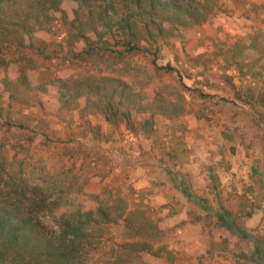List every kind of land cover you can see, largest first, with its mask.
<instances>
[{"label":"trees","instance_id":"16d2710c","mask_svg":"<svg viewBox=\"0 0 264 264\" xmlns=\"http://www.w3.org/2000/svg\"><path fill=\"white\" fill-rule=\"evenodd\" d=\"M222 2L0 0V264H143L144 254L175 260L155 218L104 187L91 189L73 165L45 155L29 115L18 119L13 109L99 114L110 126L153 139L156 118L179 121L193 114L187 93L194 90L180 85L170 91L157 81L160 73L175 72L158 66L162 49L186 35L194 39L192 32L210 26ZM217 57L253 81L248 104L256 122L264 123L260 36ZM182 193L199 203L188 186ZM243 215L219 201L216 225L251 246L236 264H264V237L245 230L240 218L252 212ZM116 226L122 241L109 246Z\"/></svg>","mask_w":264,"mask_h":264},{"label":"rangeland","instance_id":"374dc122","mask_svg":"<svg viewBox=\"0 0 264 264\" xmlns=\"http://www.w3.org/2000/svg\"><path fill=\"white\" fill-rule=\"evenodd\" d=\"M263 6L264 0H223L211 25L192 32L194 39L186 35L162 49L158 66L175 72L160 73L157 81L170 91L180 85L194 90L187 93L193 114L179 121L156 118L153 139L110 126L99 114L13 109L18 119L29 115L45 155L73 165L91 189L104 187L158 221L175 260L144 254L143 264H236L239 255L249 254L250 245L216 225L219 201L240 215L251 211L252 217L243 215L240 222L248 233L264 237V123L256 122L248 104L253 81L217 57L236 43L248 45L255 35L264 42ZM58 32L60 40L61 27ZM198 92L209 98L200 99ZM197 112L205 116L199 119ZM108 235L109 246L120 243L121 227Z\"/></svg>","mask_w":264,"mask_h":264}]
</instances>
